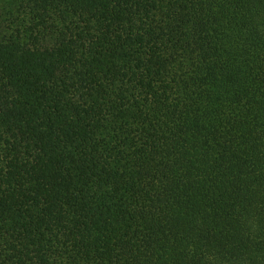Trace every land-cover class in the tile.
I'll use <instances>...</instances> for the list:
<instances>
[{
	"label": "trees",
	"instance_id": "1",
	"mask_svg": "<svg viewBox=\"0 0 264 264\" xmlns=\"http://www.w3.org/2000/svg\"><path fill=\"white\" fill-rule=\"evenodd\" d=\"M0 264H264V0H0Z\"/></svg>",
	"mask_w": 264,
	"mask_h": 264
}]
</instances>
